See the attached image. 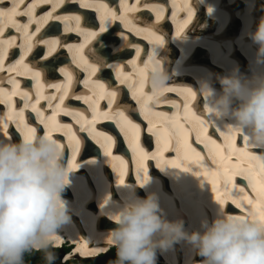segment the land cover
Returning a JSON list of instances; mask_svg holds the SVG:
<instances>
[{
  "label": "bare ground",
  "instance_id": "6f19581e",
  "mask_svg": "<svg viewBox=\"0 0 264 264\" xmlns=\"http://www.w3.org/2000/svg\"><path fill=\"white\" fill-rule=\"evenodd\" d=\"M31 2L32 0H24V5H21V9ZM120 2L121 0H119V4ZM105 3L110 8H115L114 6L117 4H111L110 1H106ZM128 3L133 4L134 0H128ZM144 3L161 6L164 9L162 18L157 21L155 11L141 8V10L135 13H128L129 16H135L138 19L130 21L127 26L119 19L110 21L106 32H99V13L93 8L80 7L79 2L70 5L65 3L63 7L57 9L54 15L78 14L84 17L85 22L90 20L94 25L91 30L98 32L99 35L96 39L90 41L83 50L85 57L88 58V63H92L93 57L107 53H111L113 57H122L120 60L108 59L111 67L98 68L92 79L100 80L106 84L108 82L102 77L109 78L113 74V79L117 83L118 81L115 77H117L118 72L121 74V78L127 77L124 83H121V79H119L121 85L118 87H113L112 83H108V85L110 86V90H119L118 102L120 105H127L130 109H135V111H130L127 114L132 119L135 117L141 120L136 121V119H133L135 123L141 125L142 129H145L141 133V144L149 152H155L156 150L153 151L150 144L156 141V137L146 132L148 120L144 118L143 114L137 112L138 110L135 106L140 107V104L137 103V99L133 98V89L136 87L135 82L139 80L138 73L141 70L147 73V68L143 64L146 55L157 46L162 45L154 43L155 36L151 32L142 31V29L147 25H155L153 29L155 35L163 36L166 42L165 46L158 50V54L163 67L169 74L170 79L167 89L171 90L166 89L164 91L159 97V103H155V101L149 103V107L152 109L149 119L158 122L153 125L154 129L167 126L165 122L175 119L177 114L183 122L186 106L196 116L204 119L201 113L204 112L202 104L205 101L199 95L202 82L209 81L216 91L219 92L221 90V85L217 79L219 74H221V76L219 75L220 77L229 76L235 70H238L239 74L244 77H251L254 73L264 74V61L257 60L258 46L251 39V34L256 31L261 19L264 18V0H203V2L201 0H141V5ZM10 4L11 0H4V4L0 6H10ZM170 6L174 8L171 9L169 8ZM192 6L194 8V10L192 9L193 15L188 20V8H192ZM70 7H75L76 9L71 13H66L65 9ZM115 9L117 15L124 14L122 10ZM50 10L51 5L44 4L36 9V16L45 15ZM159 10L157 8V11ZM173 15L175 19H173ZM16 19L26 21L27 17L17 16ZM185 21H187L186 24ZM240 24H242L243 30H241ZM132 25H135V27H132ZM35 27L36 25L33 24L32 28ZM63 29L64 25L59 21L50 20L44 25L40 33L37 34L36 39H39L41 36H45L47 39L59 38L62 46L45 59L47 47L38 45L33 48L25 63L34 66V70L41 71L42 75L40 79L47 74L56 79L60 78L64 76L60 72V69L66 68L73 74V90L75 92L78 90L77 94L86 93L88 90L85 88L84 81L89 78V69L80 60L79 56L76 55L74 49L70 51L68 47L63 46L82 44L84 43V37L79 35L80 41L74 42V38H71V35L78 36V34L75 32L66 33ZM173 30H175L174 33H172ZM234 31L239 32L235 34ZM231 34L234 35L231 36ZM10 35L17 37L15 41L17 45L22 43L20 34L9 26L5 29L4 38H8ZM66 38H69V41ZM138 48L141 50L139 56H137ZM17 51L21 53L20 47L9 49L7 61H5L6 66L19 60V58L15 59L12 57ZM242 56L250 62L251 67L255 70H252V72L248 71L247 62L244 61ZM172 58H174L175 63L170 66L171 63L168 59ZM105 59H107V56H105ZM133 61H135V65H133ZM56 63L60 65H56ZM147 65L151 67V62ZM53 68H55L54 71L52 70ZM83 72H86V79L82 77ZM7 75V72L0 73V76ZM17 79L20 81L21 89L29 91L33 94V98H35V92L37 91L36 82L27 75L18 76ZM64 82L56 81L53 84H62ZM31 83L33 92L26 87L27 85H31ZM4 86L11 89L10 84L5 83ZM189 89L191 92L194 91L198 97L195 96L193 98L188 91ZM44 91L55 93L56 89L48 88L45 85ZM144 92L147 94L146 89ZM128 95H130V98L126 97ZM137 98H141L138 93ZM14 99L17 110H19L20 98L17 96ZM69 101H71L69 105L72 108L84 111L85 115L91 118L89 111L76 107L75 104H79L80 100L69 99L65 103L68 105ZM100 102L103 103L102 100ZM44 105H47V103ZM5 106L4 104H0V108ZM39 107L43 109L42 101ZM103 107H105L104 104ZM115 107L116 105L113 108L115 109ZM51 112L52 109H46L44 114L47 116ZM158 113H168V115L160 116L157 115ZM4 114L0 113V120H3ZM35 115L36 113L32 112L30 108L24 111L25 122L29 126L31 124L32 127L36 128V125L42 126L43 124L38 119L33 120V116ZM57 119L61 123L70 124L71 132L75 133L82 141L78 153L84 151L86 154H89L87 158L79 160L76 163L79 165L78 169L72 168L75 171L69 174L70 187L66 189L65 193L68 194L67 191H70L72 197L65 194L64 198L70 203L71 219L58 230V234L61 237L59 246L64 244L65 236H68L73 243L77 244L78 249L86 244V252H92L97 249L99 251L94 255H85L81 251L76 250V253L81 252L82 254V256L78 254L76 258L80 257L82 259L84 256L99 258L102 253L107 252L112 246L108 241L109 233L117 228V224L110 217L118 214L125 200L132 198L133 195L139 198H146L149 194H155L160 208L167 219L171 221L183 220L185 231L188 233L202 231L201 222L205 219L211 222L220 207L226 213L232 215L247 216L248 212L252 210V206L247 203V200L241 201V208H237L232 203L231 198L225 199L224 204L221 205L216 199L217 194L212 191L210 178H207V175L205 177L203 174L205 169L214 171L216 165L207 161L203 170L200 167L202 174H196L199 173L194 169V166L197 164L185 161L182 158V153L178 155L174 148V142L173 146L170 147V150L174 149L173 153L170 150L163 153L161 159V168L163 169L157 167L156 160L145 161L147 169L150 170L151 183L146 187H142L140 186V180L142 179L143 169L139 168V161L135 154L132 159L131 157L129 158L128 142L124 144L121 138L122 133L116 130L117 126L114 121L102 120L96 124L97 131H103L116 139V145L112 148V155L105 156L104 149L101 148L100 144L96 143L87 131L79 130L81 125L72 115L61 114ZM30 120L31 122H29ZM9 123L15 125L12 121H8ZM185 126L190 127L189 124H185ZM14 132L19 136L20 132L23 133V126L20 129H17V126L16 128H10V133L15 138ZM36 133L38 134V131ZM219 133H217L215 128L209 126L207 137L202 135L200 139L203 142H197L198 144H196L193 139L196 138V132H191L190 142L204 157L203 161L206 159L207 154L210 156L209 148L215 150L214 146L210 144L208 137L216 140L217 144L223 145L222 151H225L224 153L229 151L226 141H219L218 136H221ZM69 135V130L63 128L52 132V138L64 145L65 165L70 162L65 153L66 149L72 144L70 139L67 140ZM7 138L3 133L2 123H0V139L7 141ZM237 140L236 147H243L241 138L237 137ZM205 143L209 144V147H206L208 153L204 152ZM161 146L163 145L161 144ZM250 151L257 156L264 155V149H250ZM72 155L73 151L70 152V156ZM236 155L233 153V162H235ZM114 157H119V159H114ZM169 161H175L181 165V168L188 167L191 172H183L180 168H173ZM243 166L242 164L241 167ZM138 169L140 171L139 179L137 177ZM121 172L124 173L123 179L125 182L123 185L119 183ZM235 182L237 187L231 189L234 196L247 195L255 200V193L252 189H249L248 183L242 177L237 176ZM240 187H244V193L239 191ZM73 194L75 197H73ZM224 196L225 194L222 193L221 198L224 199ZM95 205L97 209L94 208ZM75 213L84 218L82 219V223L78 221ZM55 246H57V243ZM182 250L185 252V256H183ZM160 253L166 258L164 260L168 264H202L203 260V257L197 255L193 247L183 240L174 244L166 251H160ZM70 257H67V259H70Z\"/></svg>",
  "mask_w": 264,
  "mask_h": 264
},
{
  "label": "clouds",
  "instance_id": "9594fccd",
  "mask_svg": "<svg viewBox=\"0 0 264 264\" xmlns=\"http://www.w3.org/2000/svg\"><path fill=\"white\" fill-rule=\"evenodd\" d=\"M251 39L258 46L257 60L264 61V18ZM165 44L164 40L146 57L151 67L146 63L147 79L138 83L148 95L160 97L169 86V74L158 54ZM217 79L219 92L209 81L201 83L199 95L205 101L201 115L206 126L247 137L250 148L264 149V74L244 77L235 70ZM64 161L59 141L47 133L29 140L22 137L18 142L0 139V264H25L27 254L41 252L45 264H56L52 249L60 252L64 264H75L76 256H82L76 253V243L64 241L55 246L61 238L58 230L71 219L64 192L70 187L69 174L78 169H70ZM149 171L147 177L142 174L140 186L151 183ZM110 218L117 228L109 233L112 246L99 258L115 252L111 264H168L160 251L181 240L203 257L202 264H264V220L253 214L237 218L220 207L211 222H201L202 231L188 233L184 221L168 220L158 198L149 194L126 199ZM85 259L98 257H82Z\"/></svg>",
  "mask_w": 264,
  "mask_h": 264
},
{
  "label": "snow or ice",
  "instance_id": "6c2138e0",
  "mask_svg": "<svg viewBox=\"0 0 264 264\" xmlns=\"http://www.w3.org/2000/svg\"><path fill=\"white\" fill-rule=\"evenodd\" d=\"M80 3L82 8H93L100 16V27L99 32H106L108 30V24L110 21L119 19L122 23H125L126 26L130 21H135L138 19L135 16H129L128 13H135L141 8H148L156 12V19L159 21L163 16L164 9L161 6L153 5L149 3H144L141 5V0H134L133 4H129L128 0H121L119 8L123 11V15H117L115 8H110L104 0H32L26 7L21 9V5H24V0H11L10 6H0V73L7 72V76H0V104L7 106V112L4 114L3 120H0L2 123L3 133L8 134V121H12L16 124L17 129H20L23 126V137L25 140L33 138L37 132L35 127H30L24 118L25 109H31L32 112H35L37 119L41 124H43L46 129V133L49 138H52V132L60 128L69 130V139L72 141L71 146L73 147L72 162L70 164V169L79 167L75 163V156L78 154L79 146L82 141L71 132V125L66 123H61L57 117L61 114L63 115H72L74 119L80 123V131H87L89 136L100 144L104 149L105 156L112 155V148L116 145L115 137L107 135L103 131H97L96 124L102 120H112L115 122L120 133L123 134L125 140L128 142L129 147L132 149L135 156L139 161V168L143 169V174L147 177V166L145 161L156 160L157 167L161 168V159L163 153L170 150V147L173 146L177 151L178 155L183 154L182 158L185 161L195 163L200 167H203L202 161L204 157L201 153L193 146L190 142V135L192 131L196 132V142L201 141L200 137L203 135L207 137L208 127L203 119L199 116H196L195 113H192L190 109H187L184 115L183 122L177 114L175 119L165 122L167 126H161L154 129L153 125L158 123L149 119V114L152 112V109L149 107V103L155 101L159 103V97L145 94L142 83L138 81L143 80L142 70L139 73L140 78L136 81V87L133 89V98L137 99V103L140 104V112L144 115V118L148 120V127L146 132L156 137V151L149 152L141 144V133L145 131L142 129L139 123H135L131 116L127 114L130 111H135V109H130L127 105H120L118 102V91L117 89H111L110 86L102 83L100 80H93L92 77L95 76L98 68H107L111 67L108 63V59H117L120 60L122 57L115 56L113 57L111 53L103 54L101 56L93 57L92 63H88V58L84 55L85 46L92 40L96 39L99 35L98 32L92 31L91 29L94 25L89 20L88 22L84 21V17L81 15L75 14H60L54 15L57 12V9L63 7L65 3ZM4 4V0H0V5ZM44 4H50L51 10L48 11L45 15L40 17L36 16V9ZM157 8L160 10L157 11ZM73 10L71 8L65 9L66 13H71ZM193 10L191 7L188 8V20L192 18ZM17 16H26V21H19L16 19ZM173 19L175 16L173 15ZM50 20L59 21L64 25V32H75L78 35L84 37V43L77 45H63L69 48V50H75L77 56L80 60L87 66L89 69V78L84 81L85 88H87L86 93L77 94L73 90V80L72 72L66 68H61L60 72L65 76L64 83H48V88H55V93H47L44 91L45 85L41 82V71L34 70V66H30L29 63H25L27 57L31 54L34 47L38 45H44L47 47V55L44 57L47 59L48 56H51L59 47L62 46L61 40L59 38L47 39L45 36H41L39 39H36L38 33H40L41 28L46 25ZM187 21H185V24ZM35 24L36 27L32 28V25ZM84 24V26H82ZM12 27L15 32L20 34L22 43L17 45L15 43L17 37L15 35H10L8 38H4L5 29ZM135 27V25H132ZM155 25H147L142 31L151 32L155 36L154 43L162 45L164 43L163 36H156L153 29ZM131 30V28H130ZM20 47L21 53L19 60L5 65V61L8 57V51L10 48ZM119 51V49H117ZM140 49H137V56L140 54ZM91 52V50H90ZM107 56V59H105ZM151 62L149 59L145 61L148 64ZM135 65V61L132 62ZM53 71L55 68L52 69ZM27 75L30 79L36 82L37 91L35 92V98L33 94L29 91L21 89L20 81L17 79L18 76ZM118 79H121V83H124L127 80V77L121 78V74L118 72ZM10 84L11 89L4 86V84ZM171 90V89H167ZM190 95L195 98L196 94L188 90ZM137 93L139 97L137 98ZM19 96L20 100L23 101L22 107L17 110L15 97ZM75 99L83 100L85 104H88L91 109V118L85 115L84 111L76 110L70 105L65 103L66 100ZM41 100H47L48 103L45 109L40 108ZM107 100L105 105V110H101L100 101ZM113 105H116L115 109ZM52 109V112L45 116V110ZM160 116H167L168 113H158ZM185 124H189L190 127H186ZM217 132H220L224 136L227 147L229 151L224 153L222 151L223 145L217 144L216 140H212L208 137V140L211 145L214 146L215 150L209 148L211 162L216 165L214 171L205 169L204 175H210L213 179L212 191L216 193L217 201L223 205L225 199L231 198L232 203L235 204L237 208L242 207L241 201L247 200V203L252 206L251 213L248 212L247 216L250 214L258 216L261 220H264V155L257 156L254 155L248 145L247 137L236 136L226 133L222 128H215ZM163 133V135H161ZM240 137L242 140L243 147H236V139ZM102 138V139H100ZM58 141V140H56ZM161 144L163 146H161ZM61 148H64V145L60 144ZM205 147H209L208 143H205ZM260 149V148H259ZM233 153L237 154L235 162H233L232 157ZM114 159H119V157H114ZM247 161V163H245ZM171 167L181 168V165L175 161H169ZM244 165L241 167V165ZM184 171H189L188 167L182 168ZM201 175L200 173H196ZM124 173L121 172L119 183L124 184L123 179ZM240 176L243 180L248 182V187L252 189L255 193V200L251 197L244 195L236 197L232 194L231 189L237 187L236 177ZM137 177H140V171H137ZM239 191L241 193L245 192L244 187H240ZM225 194L224 199L221 198V194ZM237 218H247L244 215H236ZM60 239L57 238V246H59ZM111 243V241H109ZM87 245L84 244L81 248L77 249L85 255H94L97 250L92 252H86L85 249Z\"/></svg>",
  "mask_w": 264,
  "mask_h": 264
},
{
  "label": "rangeland",
  "instance_id": "374dc122",
  "mask_svg": "<svg viewBox=\"0 0 264 264\" xmlns=\"http://www.w3.org/2000/svg\"><path fill=\"white\" fill-rule=\"evenodd\" d=\"M57 255L56 264H64L62 260H60V252L52 249ZM116 259V253L110 252L107 257H101L95 260H82L80 257H77V263L75 264H111V261ZM25 264H45L43 259V253H31L25 256Z\"/></svg>",
  "mask_w": 264,
  "mask_h": 264
}]
</instances>
